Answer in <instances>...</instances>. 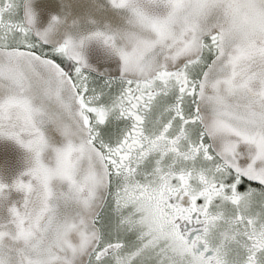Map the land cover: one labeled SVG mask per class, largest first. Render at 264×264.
<instances>
[{
	"label": "snow or ice",
	"instance_id": "obj_1",
	"mask_svg": "<svg viewBox=\"0 0 264 264\" xmlns=\"http://www.w3.org/2000/svg\"><path fill=\"white\" fill-rule=\"evenodd\" d=\"M59 7L0 0V264H264V0Z\"/></svg>",
	"mask_w": 264,
	"mask_h": 264
},
{
	"label": "water",
	"instance_id": "obj_2",
	"mask_svg": "<svg viewBox=\"0 0 264 264\" xmlns=\"http://www.w3.org/2000/svg\"><path fill=\"white\" fill-rule=\"evenodd\" d=\"M72 2L79 5L78 11L87 9L88 0H72ZM31 3L37 14V27H44L51 15L61 14L60 0H31ZM97 3L106 5L107 0H97ZM105 11L110 23L118 22L119 18L113 10L106 8ZM23 167L24 161L19 147L9 140L0 139V177L8 180L12 175L21 171Z\"/></svg>",
	"mask_w": 264,
	"mask_h": 264
}]
</instances>
